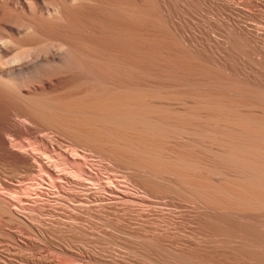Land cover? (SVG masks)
I'll list each match as a JSON object with an SVG mask.
<instances>
[{
    "label": "bare ground",
    "instance_id": "obj_1",
    "mask_svg": "<svg viewBox=\"0 0 264 264\" xmlns=\"http://www.w3.org/2000/svg\"><path fill=\"white\" fill-rule=\"evenodd\" d=\"M0 240L264 264V0H0Z\"/></svg>",
    "mask_w": 264,
    "mask_h": 264
},
{
    "label": "rangeland",
    "instance_id": "obj_2",
    "mask_svg": "<svg viewBox=\"0 0 264 264\" xmlns=\"http://www.w3.org/2000/svg\"><path fill=\"white\" fill-rule=\"evenodd\" d=\"M101 176L102 177L104 176V178L106 177L105 174H103V173L101 174ZM45 188L46 187H44V188L42 187V189H45ZM42 191L45 192L44 190H42ZM92 226L93 227L96 226V227L93 228ZM85 227H87V228L92 227V229H94V234L95 235H93V236L90 235L89 237H87V239L88 238L89 239L88 240L85 239V240H83V242L82 241H79V240L78 241L75 240L76 242L74 240H70V242H71L70 246L71 247H68V248L71 251H75L78 254H81L80 251H83V250L89 251L91 253H93V251H94V253H95L96 256H99V257H102V258H107V259L109 257H112V256L113 257H116V258L119 257V260H122V259H123V261L127 260L128 262L125 261L126 263L132 262L133 259H135L134 257L136 255H134L133 253H130L128 251L121 250V249H120L121 250L120 251L116 247L115 248H111V247H114L111 243H109L111 241H115V242H118L117 240H119V242H126L127 241L126 240V236L124 234H121L120 231H118V230L115 231L113 228L107 226L106 223L104 221H102V220L101 221L96 220V221H94V223H87V222H85ZM111 230L115 234H112V231ZM98 233H100V234H98ZM116 233H117V235H116ZM102 235L103 236L105 235L104 236L105 238L104 237L101 238ZM113 235H115V236H113ZM96 236H98V237L100 236V237L98 238ZM122 236H124V237H122ZM112 237H115V238H112ZM110 239H111V241H110ZM56 241H58V242H56V245L60 243L59 240H56ZM72 241H74V242H72ZM110 244H111V246H110V248H108ZM10 246H9V243L7 244V242H2L0 240V260H1L2 264H14L15 262H16L15 264H31V263L21 262L18 259V258H20L19 257V254H17L16 252H14V249H11L12 246L11 247ZM112 249H116V251L114 252V251H112ZM109 250H111V251H109ZM97 251H99V252H97ZM29 252H32V253H29ZM29 252L28 251L25 252L26 258H29V257L31 258V256H32V258H34V259H37V258L44 259V258H46V256L48 257V256L52 255V256H56V257L59 256L58 257L59 260L62 259V256L59 253H57V251L55 252L54 250H42V252H41V250H39V251H29ZM109 252H111V253H109ZM112 252H113V254H112ZM99 253H101V255H99ZM117 255H119V256H117ZM88 261H89L88 259H85V262H88ZM35 264H37V263H35ZM38 264H40V263H38ZM94 264H96V263H94Z\"/></svg>",
    "mask_w": 264,
    "mask_h": 264
}]
</instances>
